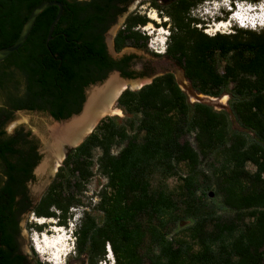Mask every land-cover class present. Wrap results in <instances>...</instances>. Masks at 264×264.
<instances>
[{"label": "trees", "instance_id": "trees-1", "mask_svg": "<svg viewBox=\"0 0 264 264\" xmlns=\"http://www.w3.org/2000/svg\"><path fill=\"white\" fill-rule=\"evenodd\" d=\"M45 1L51 0H0V49L16 42L32 10ZM58 1L64 11L53 38L47 42L59 11L56 5L43 10L23 46L0 61V264H26V257L17 252L22 214L52 217L59 209L65 216L70 207L82 205L77 194L93 176L94 165L107 178L97 205L103 219L98 222L85 212L77 232L78 253H87L90 264L105 256L107 242L118 264H264V31L236 28L209 35L199 30L192 25L191 11L205 0H153L172 21L165 56L200 93L219 97L231 86V115L251 134L233 129L225 112L190 104L175 75L167 72L139 90H125L118 106L132 115L130 125L102 119L68 153L67 176L61 168L34 204L28 184L36 179L34 171L42 160L40 144L23 126L6 132L13 111H42L56 120L67 119L81 111L85 89L110 71L136 76L112 61L104 42V32L115 20L109 23L107 18L120 0ZM148 22L146 16L130 15L115 37L116 49H147L148 36L135 28ZM216 58L225 61L223 70ZM96 150L100 153L95 160ZM213 152L224 159L211 183L233 212L228 218L198 204L201 159ZM249 163L255 171L248 170ZM180 164L188 174L180 176L179 198L165 187L153 188V174L175 176ZM181 219L194 221L187 238L165 233L169 223Z\"/></svg>", "mask_w": 264, "mask_h": 264}, {"label": "rangeland", "instance_id": "rangeland-1", "mask_svg": "<svg viewBox=\"0 0 264 264\" xmlns=\"http://www.w3.org/2000/svg\"><path fill=\"white\" fill-rule=\"evenodd\" d=\"M236 1H242V2L245 1L247 3L255 4L258 2H262L264 0H236ZM225 3H228V1L225 0ZM157 4L162 6V3L160 1ZM221 5H222L221 0H205L202 3H199L191 11V17L193 20H195L194 21L195 24L193 23L192 25L209 35H214L216 33L229 34V33H233L236 28H243L237 25L235 21L229 22L230 20L228 15L229 12L224 9L222 10ZM135 12H137V15L135 16H146L150 20V22L153 23L155 28L154 29L147 28L150 22H148V24L145 26L140 25L137 27L142 34L145 33L148 36L147 49L125 48L122 49L121 52H119V55H121L124 52L135 53L137 56L135 68L138 71H143V69L145 68L149 71H154L155 72L154 75H161L167 72L173 73L181 89L187 95L188 102L190 104L204 103L213 107L216 111L225 112L226 114H228L230 118L233 129L243 132H248L251 134V132L240 127L233 118V116L231 115V110L229 106L231 100V96H230L231 86L225 89L223 94L220 95L219 97H212L200 93L199 91L194 89V87L191 85L190 82L185 80L186 78H184L183 76V71L177 65H175L167 56H165V51L167 49L169 42L168 38L171 34L170 25L172 23L171 19L165 14V12L162 9H158L154 5L153 0H142L139 3V6L137 10H135ZM152 12L157 13L159 17V21H155L151 19L150 15ZM221 12L223 13V15H220ZM125 15L121 16L118 19L116 25L110 30V32L114 33L118 31L120 27H122V25L125 23L126 20ZM205 17L207 18V20L202 19ZM220 21L222 22L227 21L228 25L222 28L219 32H214L212 29L217 24L222 23ZM208 22L210 23L209 25L204 24ZM160 28L166 29L168 33L165 38V44L161 42V39L163 38L164 35H162L159 32ZM243 29L261 32L264 31V26L257 25L254 26L253 28H243ZM107 39L110 46L108 47L109 52L113 56H116L117 54L113 51L111 34L107 35ZM216 64L220 70H223L225 61L216 58ZM114 74L115 72L109 74L99 85L98 84L97 85L100 86L104 84L108 80V78ZM149 77L152 78V76ZM144 78H148V76ZM116 104H117V109L119 110L118 113L106 115V117H112L118 124L130 125V120L132 119V115L122 110L118 106L117 102ZM54 122L55 121H53V118L46 113L17 112L16 119L8 125L7 130L9 133H11L13 132V130H15L16 127L23 126L26 130L32 131L33 135L39 141L40 144L41 135H43L46 127H48L49 124H52ZM139 133L140 135L142 134V132ZM189 138L191 139L193 145L196 146L194 141V136L190 135ZM118 151H119V147L116 145L113 146V153L116 154ZM99 153H100L99 150H96L94 152L95 160L99 155ZM63 160L60 163V165L62 166L59 165L57 168L58 172L56 171L54 173H50L51 175L49 174L47 176H44L45 178L42 177V179L41 178L38 179L35 175L36 179L28 184L29 194L34 204H37L41 200L43 195L46 193L49 185L56 179L58 173L60 174L61 168L63 169L62 175L67 176L68 173L66 171V167L64 165ZM41 164H39L35 168V171L41 166ZM223 164H224V159L220 152L210 153L207 157L201 159V163L199 166V180H200V185L203 187L201 190L198 191L197 198L200 207L208 205L209 207H211L212 210L216 211V216L228 218L233 215V212L223 205L222 197L218 194L216 187L211 183L214 180V174L216 172H220V170L223 169ZM247 168L251 172L255 171V167L250 163L247 165ZM177 171H178L177 175L170 176L167 178L163 177L162 174L159 173L153 174V176L151 177L153 188L157 189V188L165 187L171 193H173L175 197L179 198L182 193L180 187L182 181L180 179V176H186L188 174V170L184 164H180L178 166ZM106 184H107V178L101 173V171L98 168V165H94L93 176L85 183L84 191L82 193L77 194L78 195L77 197L82 200V205H75L70 207L65 216L59 209H54L56 215L52 217H38L33 212H30L29 214H26L22 217L21 219V227L23 234L22 247L25 251L29 252V259L31 261V264H39V263L53 264V262L49 259L48 254H41L37 252V249H35L34 247L35 241H33L32 238H37L39 237V235L47 231L49 232V235H55V231L53 230V226L55 225L59 227L67 225L69 228L70 222L81 223L84 218L85 212H89L92 216L97 218L98 222H102L103 219L102 213L98 210L97 205L98 202L100 201L101 193L105 190ZM37 218H45L47 219V223H45L44 225H40L37 221ZM59 218H61V220H59ZM193 224L194 221L192 219H181L177 222L169 223V225L164 229V231L166 234H168L170 237L173 238H187L189 233L188 229ZM48 229H52V231L50 232V230ZM66 231L68 232V238H69L68 243L70 245V254L63 259V264H90L89 255L87 253H83L81 255L78 253L77 241L74 244H72L70 241L71 237L69 236L71 232L69 233L67 229ZM72 239L74 241L73 236ZM149 240L150 239L148 236L145 242L147 243V245L149 244ZM108 245L110 244L107 242L105 245V256L101 258L97 264H101V261H104V258H107ZM147 245H145V247L142 248V253L146 252ZM194 249L197 250L196 245L194 246ZM113 255H114V260L116 262L115 264H118L114 251H113Z\"/></svg>", "mask_w": 264, "mask_h": 264}, {"label": "bare ground", "instance_id": "bare-ground-1", "mask_svg": "<svg viewBox=\"0 0 264 264\" xmlns=\"http://www.w3.org/2000/svg\"><path fill=\"white\" fill-rule=\"evenodd\" d=\"M150 17L152 20L159 21V17L156 12H152ZM227 25L228 22L224 21L214 26L212 30L214 32H219ZM147 28L154 29L155 26L150 22ZM159 32L164 35L161 42L165 44V38L168 33L166 29L163 28H160ZM145 83L146 80H125L119 78L117 74H114L111 75L104 84L96 86L90 90L86 110L81 118L82 121L77 126V129H66L64 126H60L58 122L49 124L48 127H46L45 133H43V138L51 156H60V164L67 152L66 149L63 150L62 148L66 137L71 138L73 137V133L82 131L84 129L83 126L92 121L94 117L96 118L95 120H98L102 116L105 117L106 115L118 113L119 110L117 109L115 99L120 92L124 89L127 90L128 88L138 89ZM59 164L56 166L52 164L50 157L48 159H44L41 166L37 169L39 178L42 179V177L56 172ZM37 221L39 224L47 223V219L45 218H37ZM54 231L55 235H49V232L47 231L39 235V237L32 239L35 241L36 248H38L39 252L41 254H48V257L53 264H63V259L70 254L68 232L65 228L59 226H57Z\"/></svg>", "mask_w": 264, "mask_h": 264}, {"label": "water", "instance_id": "water-1", "mask_svg": "<svg viewBox=\"0 0 264 264\" xmlns=\"http://www.w3.org/2000/svg\"><path fill=\"white\" fill-rule=\"evenodd\" d=\"M54 5L59 7V11H58L56 17L54 18V20L52 21V23L50 24L47 42H49L53 38L52 35H53V31L55 29V26L58 23V21L61 19L62 15H63V11H64V4L62 2H60V1H58V0L45 1L42 4L36 6L32 10V12H31L30 16L28 17V19L26 20V22H25V24H24V26H23V28L21 30V33H20L18 39L16 40V42L14 44L8 46V47L0 49V61H3L5 59H7L12 53L18 51L23 46V44L27 41V39H28V37H29V35H30L35 23H36L38 15L43 10H45L47 7L54 6ZM111 38L113 40V36H111ZM115 74L118 75V73H115ZM157 76H159V75H155L152 78L150 77V78L143 79V80H146V83L143 84L142 86H140V88H138V89H141L143 86L152 83L153 79L155 77H157ZM122 79H125V78H122ZM125 80H133V79H125ZM134 80H136V79H134ZM188 82H190V81L188 80ZM99 84L100 83H98V85ZM98 85L97 84H92V85H90L87 88V90H86V99H85L83 107H82V109H81V111L79 113L73 114L71 117H69L67 119H63V120H56V119H54L52 117L53 121L58 122V124L60 126H64L66 129L67 128L68 129L71 128V130L77 129V126L82 121L81 118L83 117V115L85 113V110H86V106H87V103H88V100H89V92H90V90H92L94 87H96ZM130 89L133 90V91L136 90V89H132V88H130ZM125 90L126 89H124L123 91L120 92V94L116 97L115 102L118 103L119 97L122 95V93ZM105 117L102 116L98 120H95L96 118L94 117V119L92 121H90L89 123H86L83 126L84 129L82 131L73 133V137H71V138L70 137H66V140L63 143V147H62L63 150L64 149L67 150L66 154L64 155V160L66 159L68 153L71 150H73V149L77 148L78 146H80L85 141V139L94 132V130L96 129L98 124ZM44 133H45V131H44ZM40 140H41L40 141V153L42 154V160H41L40 164L42 163V161L44 159H48L50 157V161L52 162V164H54L55 166L58 165L59 164V160H60V156H51L50 151L47 148V144H46V142H45V140L43 138V135H41V139ZM60 166H62V165H60ZM57 172H58V170H57ZM35 175L39 179V174H38L37 170L35 171ZM1 246H2V231H1V225H0V249H1Z\"/></svg>", "mask_w": 264, "mask_h": 264}, {"label": "flooded vegetation", "instance_id": "flooded-vegetation-1", "mask_svg": "<svg viewBox=\"0 0 264 264\" xmlns=\"http://www.w3.org/2000/svg\"><path fill=\"white\" fill-rule=\"evenodd\" d=\"M74 1H76V2H79V3H84V2H86V1H88V0H74ZM142 0H120V3H118V5L116 6V8L114 9L115 11H112L111 13H110V15H109V19L107 18V22H109L110 23V21L113 19V17H115V20L114 21H111V23H110V25H109V27L106 29V31L104 32V42L106 43V46H107V51H108V54H109V56H110V58L112 59V61L115 63V64H117V65H123L124 67H125V70H126V72H127V74H129V73H134V75H136L134 78H127V77H125V75H124V73H122L120 70H113V71H110L108 74H107V76L109 75V74H111V73H113V72H115V73H118V75H119V78H125V79H141V80H143V79H146V78H144V77H146V76H148V78H150L149 76H155L154 75V71H149V70H147V69H143V71H138L136 68H135V64H136V59H137V56H136V54L135 53H132V52H124V53H122L121 55H119V52H121V50L120 51H118L117 49H116V46H115V37H116V35L118 34V32H119V30L121 29V28H124L125 26H126V20H127V18L130 16V15H133V16H135V15H137V12H135V10H137V8H138V6H139V3L141 2ZM151 4V3H150ZM135 6V7H134ZM121 10H123V11H121ZM126 14V15H125ZM123 15H125V17H126V20H125V23L122 25V27H120L119 29H118V31H116V32H110V30L116 25V23H117V21H118V19L121 17V16H123ZM108 23V24H109ZM138 26H140V25H138ZM137 26V27H138ZM136 27V28H137ZM135 28V29H136ZM138 29V28H137ZM136 29V30H137ZM109 34H111V36H113V40H112V45H113V51L117 54L116 56H113L110 52H109V48L108 47H110L109 46V42H108V39H107V35H109ZM125 48H135V49H139V48H136V47H134V46H126V47H124L123 49H125ZM130 56H133V57H130ZM130 57V58H129ZM170 59V58H169ZM175 65H177L172 59H170ZM182 71H183V76H184V78H186V76H185V74H184V70L179 66V65H177ZM106 76V77H107ZM121 78V79H122ZM156 78V77H155ZM154 80V79H153ZM185 80H187L188 81V79L186 78ZM102 81H100V82H97V83H95V84H98V83H101ZM191 83V82H190ZM92 85V84H91ZM90 86V85H89ZM88 86V87H89ZM87 87V88H88ZM87 88L85 89V99H86V90H87ZM129 89V88H128ZM3 93H1V91H0V97H3V96H1ZM1 101V100H0ZM85 102V101H84ZM84 104V103H83ZM82 107H83V105H82ZM17 112H41V113H45V112H42V111H30V110H28V109H16V110H14L13 111V114H14V118L11 120V121H9L8 123H7V125L5 126V130H6V132L8 133V134H11V133H13L14 132V130H13V132H11V133H9L8 132V130H7V127H8V125L12 122V121H14L15 119H16V113ZM47 114V113H46ZM17 128V127H16ZM15 128V129H16ZM39 152H40V148H39ZM41 154V153H40ZM42 155V154H41ZM30 212H25V213H23L22 214V217L24 216V215H26V214H29ZM22 219V218H21ZM19 227H20V236H19V244H20V246H19V249H18V253L20 254V255H22V256H25L26 257V261H25V263L26 264H31V261H30V259H29V252H27V251H25L24 249H23V247H22V227H21V220H20V222H19Z\"/></svg>", "mask_w": 264, "mask_h": 264}, {"label": "clouds", "instance_id": "clouds-1", "mask_svg": "<svg viewBox=\"0 0 264 264\" xmlns=\"http://www.w3.org/2000/svg\"><path fill=\"white\" fill-rule=\"evenodd\" d=\"M228 1V3H225V0H221V2H222V5H221V7H222V10L224 9V10H227V8L229 7V5L231 4V3H235V2H237L236 0H227ZM227 4V5H226ZM228 11V10H227ZM208 13V12H207ZM214 15V14H213ZM220 15H223V13L221 12V14ZM212 17V16H211ZM203 20H207V18L205 17V18H202ZM232 20H230V22H231ZM200 24H202V23H200ZM205 25H209L210 23L208 22V23H204ZM261 26V25H260ZM75 218V217H74ZM40 225H42V224H40ZM69 225H70V227L68 228V226L67 225H65V226H62V227H65L68 231H69V233L71 232V234L69 235L70 237H71V243L72 244H74L76 241H77V237H78V234H77V232H78V230H79V228H80V226H81V223L79 222V223H73V222H70L69 223ZM72 236L74 237V241H73V239H72ZM34 247H35V245H34ZM38 252V251H37ZM72 252V251H71ZM39 253V252H38ZM107 262H108V264H115L116 262H115V260H114V258H112V257H109L107 260H106ZM51 263V262H50Z\"/></svg>", "mask_w": 264, "mask_h": 264}, {"label": "built area", "instance_id": "built-area-1", "mask_svg": "<svg viewBox=\"0 0 264 264\" xmlns=\"http://www.w3.org/2000/svg\"><path fill=\"white\" fill-rule=\"evenodd\" d=\"M109 257H112L114 258V255H113V250L111 248V245H108L107 247V258H104V261H101V264H108V262L106 261Z\"/></svg>", "mask_w": 264, "mask_h": 264}]
</instances>
